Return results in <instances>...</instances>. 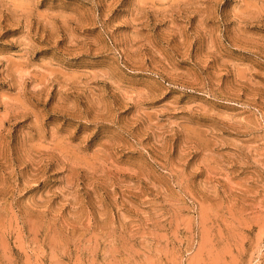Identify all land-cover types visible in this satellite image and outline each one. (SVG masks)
Listing matches in <instances>:
<instances>
[{"label":"rangeland","instance_id":"rangeland-1","mask_svg":"<svg viewBox=\"0 0 264 264\" xmlns=\"http://www.w3.org/2000/svg\"><path fill=\"white\" fill-rule=\"evenodd\" d=\"M0 264H264V0H0Z\"/></svg>","mask_w":264,"mask_h":264}]
</instances>
